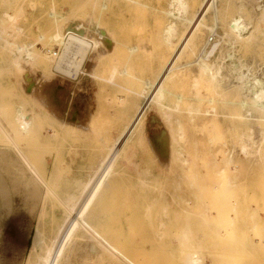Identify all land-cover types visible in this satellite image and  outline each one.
Wrapping results in <instances>:
<instances>
[{"label": "rangeland", "instance_id": "obj_1", "mask_svg": "<svg viewBox=\"0 0 264 264\" xmlns=\"http://www.w3.org/2000/svg\"><path fill=\"white\" fill-rule=\"evenodd\" d=\"M189 1L193 12L197 7L194 2L200 0ZM101 2L108 3L104 12L99 7ZM169 2L0 0V18L5 12L15 14L17 11L20 14L16 24L5 23V32L1 33L11 43L22 40L32 43L30 41L37 37L45 41L43 36L38 35L50 28L47 14L51 7L71 21H79L92 29L97 28L98 22L106 33V37L100 40L99 52H93L92 59L86 61L83 68L86 74H80L76 79L54 72L50 64L41 66L16 59L10 45L7 43L5 46L0 41V126L9 128V122L15 119L19 110L30 114L34 131L30 141L21 140L19 146L26 156L32 158L43 179V184L37 179L36 182L31 180V176H34L15 150L3 141L0 129V264H38L27 261L34 231L40 228L44 241L49 242L55 226L65 214V208L58 198L65 200L71 192L79 191L80 185L95 173L123 125L137 114L142 103L150 96L146 94L143 97L137 92H140L146 79L157 81L159 67L165 60L163 56L170 50L162 35L163 28L172 20L167 15ZM231 2L232 8L230 1L227 3L230 15L233 7L235 11L240 3L239 0ZM253 2L244 1L243 10L248 27L250 30L256 29V35L249 42L245 40L235 44L233 50L237 67L234 68L222 58L230 51L227 43H222L223 50H218L211 59L223 66L220 80L199 74L194 63L181 68L183 70H176L180 74L167 83L164 98L157 101L156 96L151 97L141 117V125L135 129L132 140L121 152L115 174L109 178L108 186L94 202L88 215L89 220L119 246L127 249L141 247L147 252L150 260L145 264H184L181 259L178 260L183 249L181 245H190L185 241L179 245L182 236L176 242L174 237L180 231L189 237V243L191 240L195 242L196 248H204V264H264V119L260 118L262 114L259 111L250 108L247 113L242 110L246 117L232 120L230 113L237 109L231 103L221 105L215 102V111L207 112L211 107L207 99L217 97V92L227 101H238L240 97H245V93L238 88L240 72L253 76L264 69V23L254 14ZM62 23L64 32L72 27L68 22ZM15 25L21 28L20 32L15 31ZM203 31L198 40L202 46L197 45L200 49L196 54L210 36L209 31ZM217 31L221 34L222 28ZM1 44L4 46L1 47ZM132 46L137 47L135 51L129 50ZM51 49L58 51L59 47L54 43ZM195 57L188 60L187 54H183L177 65L195 60ZM112 68H116L114 81L117 85L94 77L105 78ZM120 70H126V73L119 75L117 71ZM88 72L95 73L92 75ZM27 81L36 86L44 84L56 88L59 91L58 103L48 105L43 96L36 92L25 98L23 94ZM176 95L181 96L182 102L174 108ZM57 106L64 114L55 111ZM65 116L78 120L64 122ZM49 127L55 130L54 135L48 131ZM257 148L261 151L259 157L263 159L255 157L259 154H256ZM164 151L168 153L162 158L160 153ZM247 151L259 161L260 165H256L258 169H255V165L253 167L256 161L247 160ZM231 152L236 154L234 161H230ZM11 158L16 161L12 163ZM177 158L186 159L187 165H182ZM168 162L170 165H167ZM230 162L240 167L236 170L240 174L233 173L234 176L244 174V178L240 176L238 180L241 179V183L245 179V185H242L246 188L240 186L237 180L238 186L242 190L247 189L246 193L251 191L249 197L239 200V205L244 209L241 216L236 218L229 211L232 189L228 187L232 185L229 184L232 172L227 173L230 177L228 181L226 173L216 176L213 172V165L220 168ZM186 172L190 175L186 176ZM245 175L249 176L246 178ZM44 183H49L48 186L52 187L58 198L45 193ZM254 201L258 205H254ZM246 204H251V207ZM253 211L255 214L250 216ZM162 221L165 226L160 225ZM235 221L240 224H236L240 229L244 225L243 231L238 229V233H229L233 225L231 222ZM253 224L257 227L253 228ZM192 235H195L194 240ZM246 236L251 239H245ZM74 241L62 264H119L111 261L109 254L100 255L98 248L89 242L82 230L76 232ZM246 241L247 246L243 248Z\"/></svg>", "mask_w": 264, "mask_h": 264}, {"label": "bare ground", "instance_id": "obj_2", "mask_svg": "<svg viewBox=\"0 0 264 264\" xmlns=\"http://www.w3.org/2000/svg\"><path fill=\"white\" fill-rule=\"evenodd\" d=\"M229 1H230V7H231V5L233 4L231 2V0H225V2H222V0H200L198 3H196V1H195L194 3L196 4L197 7H196V10H194L192 12L191 4H190L189 0H170L167 15L169 17H171L172 20L162 30L163 40L168 46H170V50L167 52V54L165 53L163 56V59H165V60H164L163 64H161L159 67L160 75H159L157 81L151 82L150 80L146 79L144 81V84L142 85V88L140 89V92H137V94H139L143 97H145L146 94H150V96L142 103L137 114L134 117H132L130 120H128V122H126L123 125L121 132L113 140L112 144L110 143L111 145L110 146L108 145L109 146L108 151L102 157L101 161L99 162L98 166L96 167L95 173L92 176H90L88 178V180H86L83 184L80 185L78 192L77 191H73V193L71 192L67 196L68 198L63 200V199L58 198V195L56 193H54V190L52 189L51 186L50 187L48 186L49 183H48V185L46 183H44L43 186H46V192L45 193L46 194L50 193L59 199V201L63 204V206L65 208L64 209L65 214H64V217L61 220V222L57 226H55V231H54V233H53V235L50 238L48 243H46L44 241L43 232L40 228H37L34 231V234L32 237V242L30 244V251H29V254L27 256L28 260L26 259L27 261L38 263V264H62L66 260V257L68 256V253H69L68 251L74 246V244H75L74 239L76 236V232H78L79 230H82L84 232V234L89 238V242H92L93 244H95L96 248H98V251L97 250L96 251L99 252L100 255L109 254L108 257L111 259V261H114V262L119 263V264H143V263L145 264L150 260L149 254L147 252H145L141 247H131V248L127 249V248L119 246L117 243H115V241L111 240L101 230H99V228L91 220H89L88 215L90 214V211L92 209V206L94 205V202L97 200V198L102 193V191L105 190L104 188H106L108 186L107 185L108 180H110L111 176H113V174H115L114 173L115 168L117 165V161L121 155V152H122L124 146L129 141L132 140V136L135 132V129L141 125V122H140L141 117H142L143 113L145 112V109L147 107V104L151 100V97L156 96L155 98L157 101L162 100L164 98V95L167 92V90H166L167 83L170 82V80H174L177 77V75L180 74V73H176V70H178V69L183 70L185 68V66H188V65L190 66L192 63H194V64H196L197 72L199 74H206V75L210 76L211 79H213V80H215V79L220 80L223 77V71H222L223 66L220 65V63H217V60L212 61L211 59L216 54V52L218 50H220V52L223 50L222 49L223 48L222 43H227V45L229 46L227 49L230 50L225 55H222V58L229 61V63L234 68L237 67V63H236V59H235V51L233 50V49H235V44L240 42V41L246 40V42H249L250 40H252V38H254L256 35V33H255L256 29L250 30V28L248 27L249 22H247L246 13L243 10V9H245L244 8V1H246V0H239V2H240L239 5H237V6L235 5L237 7V9L234 11V7H233V11H232L233 13H231V15L229 14V8H228L229 6L227 5V3H229ZM253 1H254L252 3V6H254L253 12L264 23V0H253ZM106 2H101V4L99 5L100 10L102 12H104V10H106L108 8V3H106ZM234 3H235V0H234ZM91 11H93V10H91ZM102 12H101V14H102ZM99 13H100V11H99ZM3 14H4L3 17L0 18V28H1V30H0V41H3L5 46L7 45V43H8V45H10L11 53L15 55L16 59H22L23 61H25L27 63H34V64L39 63L41 66H43V65L48 66L50 64V66L54 72L60 73L62 75H66V76L71 77L73 79H76L80 74H82V75L86 74V71H84V69H83L85 64H86V61L88 62L92 59L91 56H92L93 52H99L100 43H101L100 40L102 38L106 37L105 31L101 29L98 22H96L97 28L92 29V28L84 26L83 23H80L79 21H77V22H75L74 20H73L74 22L71 21L67 17H65V16L61 15L59 12H57L53 7H51V10L47 14L49 17L50 28L45 33L38 35V36H43L45 38V41H40L39 37H37V39L30 41L32 43L25 42L23 40L19 41V42L11 43V42L7 41V39L5 37H3L1 35V33L5 32L4 31V24L8 23V22L16 24L15 22L20 17V14H18L17 11L15 14H11L9 12H5ZM199 17H200V19H199ZM61 21L62 22H68V24L71 25L72 27L67 29V31L64 32L62 30V26L64 25V23H62ZM220 21L222 22L221 26H219ZM183 25H186V26L182 29L181 26H183ZM190 25H191V27L187 31V28ZM218 28H222L221 34H219V32L217 31ZM14 29L17 32L21 31V28L17 25H15ZM180 30H182V32H180ZM203 30L209 31L210 36L208 35L209 38H208L205 46H203L202 49L200 50V52H198V54H196L197 49L199 50L202 46V45L198 44V40H199L200 34ZM202 38H204V37H202ZM202 38H201V40H203ZM5 42H6V44H5ZM201 42H204V41H201ZM54 43H56L58 45V47H59L58 51H54L53 49H51V47ZM242 44H243V42H242ZM4 45L1 44V47H3ZM38 45L39 46L42 45V46L38 47ZM197 45L198 46L200 45V48ZM136 48L137 47L132 46L129 48V50L135 51ZM239 48H240V46H239ZM183 54H184V56H185V54H187L188 60L191 59L192 56H196L195 60L186 61V63L183 65H180V64L177 65L179 57L181 59ZM227 61H225V62H227ZM181 68H183V69H181ZM118 71H117V73L119 75H123L126 73V70H123V71L120 70V72H118ZM115 72H116V68H112L110 70V72L108 73V75H106L105 78L98 77L97 75H95L94 77L100 78L102 80H106L107 82L112 83V85L113 84L117 85V83L114 81V79L116 77ZM238 79L240 81V85L238 88L240 90H242L243 93H245V97H242V98L240 97V99L238 101H227V100L222 99L223 97L221 98V93L217 92V95H216L217 97L211 96L207 99V103H209L211 105L210 109L207 110V112H210V111L214 112L215 111V107L213 106L215 102H217L218 104H221V105L231 103L230 105H234L235 108L237 109V111L230 113L232 120L233 119H240L241 116L246 117V114L242 113V110H245V112L247 113L250 110V108H255L257 111H259L260 115L262 114L261 116L259 115L260 118L264 119V69L259 74H255L253 76H249L248 74L240 72L238 74ZM33 92L39 93L40 96H43L44 100L47 102L48 105H50V104L54 105V104L58 103L57 97H58L59 91H57L56 88H49L44 84L43 85L40 84V86H36L34 83L27 81V87H26L25 93H24L25 95L23 94V96H25V98H27L28 96L33 94ZM174 100H175L174 108H176V107H178V104L182 102V98L180 95H176ZM55 111L57 113L63 112V110L61 108H59L58 106L55 107ZM63 114H64V112H63ZM67 120H68V122H70V121H77L78 119L76 117L65 116L64 122ZM254 120H256V119H254ZM258 121H259V119H258ZM3 126H0L3 141L5 143H7L13 150H15V152L22 159L23 164L28 168V170H30V172L34 176V177L31 176V180L35 181L37 179L36 181H40V183H41V181L43 182V179L41 177L42 174L39 171V169H38V171L40 172L41 175L38 173V171L36 169V165H35V163H33L34 161H31L32 158L30 157L31 158L30 159L28 156H26L25 153L20 149V146H19V142L21 140H24L26 142L30 141L31 133L34 131L35 125H34V122L31 118L30 114L28 112H24L23 110H19L15 119H13L9 122V128H4L5 126L4 127ZM6 127H7V125H6ZM48 131L52 132L53 135L55 134V130L51 127L48 128ZM52 134H51V136H52ZM39 137H41V135H39ZM262 140H264V139H262ZM261 143H263V142H261ZM258 152H259V149L257 148V153L256 152L255 153L258 154ZM260 152L257 156L255 155V157L257 159H259L261 157ZM167 153H168L167 151L161 152L160 156L163 158L167 155ZM245 154H246L248 161H251V162L256 161L255 160L256 158H252L250 156L249 151L245 152ZM235 155L236 154H234V152H231V160L230 161L236 160ZM34 159H36V158H34ZM260 159H263V157ZM11 160H12V163H14L16 161L14 158H11ZM178 160L182 162V165H183V163L187 162L186 159H184V158H181ZM256 162H257V164L256 163L253 164V167L255 165V169H258L257 166L259 164V161H256ZM173 164H175V163H173ZM176 164H178V163H176ZM193 164H194V162H193ZM167 165H170V163L168 162ZM182 165H181V167H182ZM213 166H214L213 172H214V174H216V176H218L221 173H226V174L229 173L230 174L232 172V174L230 175V176L233 175L231 177L232 179L228 176V174H227L228 179L226 178L227 181L230 178L229 184L230 185L232 184L231 186L228 185V186H230L228 188L232 189L230 194H229L230 199L228 198L232 202V205L230 204L231 208H229V211L234 214L235 218L240 217L241 216L240 213L243 212L244 207L243 206L241 207L238 202L242 198H244V200H245V197H249L248 194H249V192H251V191H249L246 193L247 189H246V191L242 190L245 187L242 185V184L245 185V183H243V181L245 182V179L244 180L242 179L243 181L241 183H240L241 179H240V181L238 180V177H240V176L243 177L244 174H241L238 177L234 176L235 173L238 175L240 173L236 172V170H239L238 169L239 166L237 167L233 162L226 164L225 167L219 168L216 165H213ZM207 167H208V165H207ZM193 168H196V167H193ZM210 168H212V167H210ZM246 169L244 170V173H246L245 172ZM255 169L253 168V170H255ZM23 170L24 169H22V171ZM209 170H207V171H209ZM189 172L188 173L186 172L187 173L186 176H188ZM201 174H203V173H201ZM201 174H199V176ZM246 175H245V177H246ZM22 176H24V173ZM216 176L214 177V179L216 178ZM203 177L204 176H202V178ZM205 177H207V175H205ZM43 178H44V175H43ZM193 178H194V176H193ZM195 178H199V177H195ZM237 180L239 182H237ZM236 182L240 183V186H242L243 188L241 189ZM200 183H201V181H200ZM41 184H43V183H41ZM204 184H206V182ZM218 186H220V185H218ZM178 187H179V185H178ZM215 189H217V188H215ZM45 193H44V195L47 196ZM263 193H264V190H263L262 194ZM217 194H219V193H217ZM178 200H180V198ZM221 200L222 199L220 198V201ZM252 200L253 199H251L250 202ZM223 201H224V199H223ZM182 202H183V199H182ZM185 202H187V201H185ZM220 203H222V201ZM177 204L179 205L178 201H177ZM204 204H205V202H204ZM251 204H253V203H251ZM251 204H249V205H251ZM255 204H257V202L255 203V201H254V205ZM262 204L264 205V203H262ZM249 205L246 204V206H249ZM177 207H179V206H177ZM208 207H209V205H208ZM250 207L251 206H249V208ZM184 208H186V207H184ZM247 209H248V207H247ZM247 209H246V211H247ZM258 209H257V211H258ZM188 212L190 213V211H188ZM261 212H263L262 209H261ZM237 214H239V215H237ZM253 214H255L254 211L252 212V214L250 216H252ZM195 216H197V215L195 214ZM185 220H187V219H185ZM236 221L231 222L233 225L232 226H230L231 224L229 225L230 229L228 230V232L230 231L233 234L238 233V231H236V230L240 229V227H237L238 224L236 223ZM175 222L178 223L177 221H175ZM160 225L165 226L164 221H162V223ZM167 225H169V224H167ZM177 226H178V224H177ZM238 226H240V224ZM243 227H244V225H242V227H241L242 229H240V230L243 231ZM254 227L256 228L257 225L253 224V228ZM187 228H188V226H187ZM228 232H226V233H228ZM182 233H183V231L179 232L180 235L177 233L176 234L177 238L174 237V239L178 240V237L182 236V238L184 240L182 238H180L182 240L180 241V239H179V242H178L179 245H181L182 241H185V242H188V245H190V246L185 247V244H184V247H183V245H181V247L184 250L181 249V247H179V249H181L180 250L181 252L179 251L180 252L179 255L181 256V258H178V260L181 259V261H183L184 264H204L205 263L204 262V257H205L204 256V248L203 247L196 248L197 246H194L195 242L192 243V240H191V243L193 245L191 243H189V241H188L189 237L187 235H184L185 232L183 233V235H182ZM186 233H188V232H186ZM191 233H193V232H191ZM242 233H244V232H242ZM258 234H260V233H258ZM160 235L162 237L163 233H161ZM184 236H186L188 238H186ZM230 236L231 235H229V238H231ZM191 237H193L192 239L194 240L195 235H192ZM207 237H208V235H207ZM237 237H238V235H237ZM250 237H251V235H250ZM250 237L246 236L245 239L250 240L251 239ZM241 239H243V238H241ZM177 240H176V242H177ZM201 240H202V238H201ZM241 241L239 243V247L241 246L240 245ZM185 242H183V243H185ZM200 242H199V244H200ZM242 243H243V241H242ZM245 243H246V245L244 247L242 246L243 248H246V246H247V241ZM188 245H186V246H188ZM182 250H183V253H182ZM72 254L74 255V253H72ZM73 255L72 256L70 255V256L73 257ZM98 258L102 259L101 257H98Z\"/></svg>", "mask_w": 264, "mask_h": 264}, {"label": "crops", "instance_id": "obj_3", "mask_svg": "<svg viewBox=\"0 0 264 264\" xmlns=\"http://www.w3.org/2000/svg\"><path fill=\"white\" fill-rule=\"evenodd\" d=\"M94 73H95V72H94ZM94 73H90V72H88V74H92V75H93Z\"/></svg>", "mask_w": 264, "mask_h": 264}]
</instances>
